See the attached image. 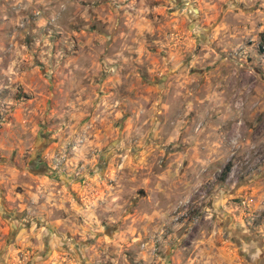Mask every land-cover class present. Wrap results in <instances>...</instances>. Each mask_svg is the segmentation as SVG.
<instances>
[{
	"label": "rangeland",
	"instance_id": "obj_1",
	"mask_svg": "<svg viewBox=\"0 0 264 264\" xmlns=\"http://www.w3.org/2000/svg\"><path fill=\"white\" fill-rule=\"evenodd\" d=\"M263 43L264 0H0V264H264Z\"/></svg>",
	"mask_w": 264,
	"mask_h": 264
},
{
	"label": "trees",
	"instance_id": "obj_2",
	"mask_svg": "<svg viewBox=\"0 0 264 264\" xmlns=\"http://www.w3.org/2000/svg\"><path fill=\"white\" fill-rule=\"evenodd\" d=\"M260 49L264 51V43L260 45ZM229 168H230V165L227 164L226 167H225V171L224 172L227 173V171L229 170Z\"/></svg>",
	"mask_w": 264,
	"mask_h": 264
},
{
	"label": "flooded vegetation",
	"instance_id": "obj_3",
	"mask_svg": "<svg viewBox=\"0 0 264 264\" xmlns=\"http://www.w3.org/2000/svg\"><path fill=\"white\" fill-rule=\"evenodd\" d=\"M250 236H251V235H250ZM244 237H245L244 243L250 248L251 245L249 246V241H248V239H247V238H249V237H247V235H245ZM246 239H247V240H246ZM262 243H263V242L260 243L261 246H263ZM247 257H248V255H247ZM248 259H249V258H248Z\"/></svg>",
	"mask_w": 264,
	"mask_h": 264
}]
</instances>
